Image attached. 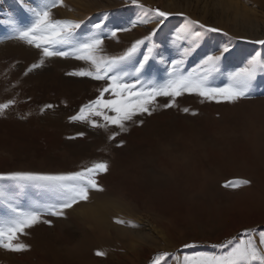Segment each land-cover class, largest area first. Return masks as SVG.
I'll list each match as a JSON object with an SVG mask.
<instances>
[{"label": "rangeland", "instance_id": "obj_1", "mask_svg": "<svg viewBox=\"0 0 264 264\" xmlns=\"http://www.w3.org/2000/svg\"><path fill=\"white\" fill-rule=\"evenodd\" d=\"M41 3L29 0L31 6ZM139 3L170 14L151 42L145 41L133 62L124 66L130 71L153 47L143 80L164 83L171 61L185 50H190L182 65L185 75L200 71L208 55L221 56L208 74L211 87L228 85L231 74L246 67L253 56L264 59V45L255 43L264 40V0ZM51 12L53 19L81 22L77 41L90 35L96 23L106 25L105 35L116 31L115 37L104 39L98 53L106 57L122 54L157 29L156 23L141 22L145 17L131 0H63V6ZM185 18L219 31L208 33L195 25L193 31L203 33L200 38L181 33ZM7 19L22 26L31 22L18 0H0V21ZM123 28L130 30L120 31ZM12 35L0 23V103L15 101L0 115V174H69L94 162H107L108 171L96 176L102 190H91L87 201L67 209L64 217H43L51 226L39 223L27 229L19 242L27 244L28 251L0 247V264H153L157 256H162L161 264H184L185 257L228 251L220 245L244 239L246 230L258 243L264 232V69L257 71L248 99L216 103L185 93L176 98V107L165 109L159 105L170 98L157 97L151 116H134L136 123L126 122L127 131L121 132L111 125L93 128L70 121L105 86L104 81L66 75L88 68L85 62L53 57L25 75L42 53L9 39ZM225 46L229 51L223 53ZM47 104L54 107L41 113ZM185 107L189 113L181 111ZM92 119L103 123L99 117ZM113 133L117 135L110 139ZM239 180L250 183L224 187ZM53 199L29 188L19 203L28 207ZM99 205H106L117 231L98 233L87 223L88 209ZM4 215L0 206V218ZM193 242L195 247H185ZM98 251L105 255L97 256Z\"/></svg>", "mask_w": 264, "mask_h": 264}, {"label": "snow or ice", "instance_id": "obj_2", "mask_svg": "<svg viewBox=\"0 0 264 264\" xmlns=\"http://www.w3.org/2000/svg\"><path fill=\"white\" fill-rule=\"evenodd\" d=\"M19 5L31 17L27 25H19L12 19L0 21L7 25L14 35L9 39H15L27 45L40 49L42 57L38 63L32 64L25 75L34 69L44 65L46 59L53 57L74 58L85 62L89 67L66 73L71 77H88L95 81H104L105 86L99 90V96L80 107L76 115L71 116V122L87 123L93 128H104L115 126L121 132L127 131V123L138 114L152 115L157 110L156 98L168 97L170 101L159 105L162 108L176 107V98L185 93L195 94L206 101L216 103H236L250 97V92L259 69H264V59L260 54L253 56L246 67L234 72L230 76V82L225 87H211L208 83V74L214 71L221 59L219 55H208L200 66V71L185 75L182 71L184 57L190 50H185L180 59L171 61V67L167 70V80L164 83H156L141 79L145 67L153 54V47H148L147 54L143 59L125 71L124 66L131 64L139 49L145 41L151 42L156 35L159 26L168 19L169 13L160 10L145 8L139 0H131L132 5L141 9L142 23H156L154 29L148 36L137 40L122 54L112 57L99 55L103 51L102 45L105 38L115 37L117 32L110 30V36L104 34L106 27L103 23H96L94 31L82 41L76 40V30L81 27V22L71 20H56L52 17L51 10L57 6H63V0H42L39 6H31L29 0H18ZM154 16H149L153 13ZM163 18V19H156ZM186 19L185 25L180 29L181 33L200 38L201 31H193V26L198 25L205 32L219 31L216 28L206 27L197 21ZM136 23L132 24L135 27ZM129 28L120 31H129ZM255 43L264 45V40ZM70 48L65 51L64 48ZM229 51L225 46L223 53ZM109 94L106 98L105 94ZM14 100L0 103V115H3L12 105ZM54 105L47 104L41 109L53 108ZM189 113V108L181 109ZM196 115L195 112H191ZM92 117H99L103 123H97ZM26 118V117H22ZM142 124L143 121H140ZM79 135H83L80 133ZM117 133H113L110 139H115ZM73 137H70L72 139ZM122 146V145H118ZM107 162H94L81 171L69 174H41L34 172H11L0 174V206L5 209V215L0 218V247L12 252H24L29 246L19 242L21 236L26 235L27 229L44 223L51 226V221L43 217H64L65 211L71 209L81 201H87L91 190L100 191L96 176L107 172ZM248 180L231 181L224 185L225 188H239L249 184ZM29 188H36L42 192L51 194L54 199L44 204L33 202L28 207H22L19 203L21 197L26 195ZM116 223H124L117 220ZM135 227V225H130ZM245 238L238 241H227L220 245L221 249H229L219 255L200 254L198 257H185L184 264H264V232L257 238L251 231L246 230ZM195 242L185 244V247H195ZM97 256H104V252H96ZM166 256L167 254H163ZM162 256H157L153 264H161Z\"/></svg>", "mask_w": 264, "mask_h": 264}, {"label": "bare ground", "instance_id": "obj_3", "mask_svg": "<svg viewBox=\"0 0 264 264\" xmlns=\"http://www.w3.org/2000/svg\"><path fill=\"white\" fill-rule=\"evenodd\" d=\"M85 220L98 233L108 228L112 230H116V231L118 230L117 227L111 224L112 221H111L110 213L106 205H101V206L99 205V206L94 207L93 209L89 208L85 215Z\"/></svg>", "mask_w": 264, "mask_h": 264}]
</instances>
